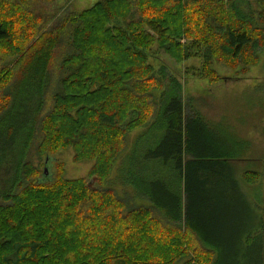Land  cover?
I'll return each instance as SVG.
<instances>
[{"label": "trees", "instance_id": "trees-1", "mask_svg": "<svg viewBox=\"0 0 264 264\" xmlns=\"http://www.w3.org/2000/svg\"><path fill=\"white\" fill-rule=\"evenodd\" d=\"M34 1L0 0V264H187L197 251L208 264H264L260 229L227 213L243 203L247 140L186 115L180 81L150 63L158 51L198 58L211 79L213 60L239 67L260 48L264 0H104L59 17ZM65 149L102 182L118 167L114 184L150 206L61 165L46 176Z\"/></svg>", "mask_w": 264, "mask_h": 264}, {"label": "rangeland", "instance_id": "rangeland-1", "mask_svg": "<svg viewBox=\"0 0 264 264\" xmlns=\"http://www.w3.org/2000/svg\"><path fill=\"white\" fill-rule=\"evenodd\" d=\"M101 1L104 0H35L32 9L42 17L53 15L61 9L62 12L57 14L59 17L65 14L66 9L71 8L81 12ZM217 1H223L225 6L228 5V0ZM248 1H251L256 8V0ZM257 16L254 26L256 30L252 31L254 37L262 40L260 43L257 42L260 48L256 52L249 53V56L247 55L242 64L235 69L213 60L208 65L213 76L211 79L202 76V71L193 70L195 67L201 68L204 61L195 58L180 63L162 51H158L151 57L150 63L157 70L162 66L165 67L180 81L183 87L186 115L195 112L210 124L221 122L227 124L238 137L247 140L246 150H243L239 161L235 164L238 182L245 200L243 199V203L238 206H229L227 213L232 226L235 224L239 226L243 222L247 223L246 228L249 226L259 228L260 239L263 240L264 247V23L261 19H257ZM1 50L3 51V48L0 46ZM246 65H248L247 69ZM141 132L143 131L132 133L129 136V143L133 144L137 134ZM50 160L49 174L51 173L52 177L57 167L61 165L68 179L84 180L95 190L109 188L108 186L115 187L119 196L132 200L133 205H140L143 208L150 206L144 199L137 196L134 190L114 184L112 180L119 176L118 167L114 169L108 183V181L102 182L91 174L95 162L77 163L74 161V154L71 150H61L51 156ZM34 163L39 164L37 159ZM247 170L256 173L254 178L252 176L249 180V177L243 175ZM229 236L234 235L229 234ZM193 252H195L194 248ZM198 253L200 251H197L194 258H192V253L193 263L188 262L187 264H208L209 259L207 262L204 261L201 256L203 253ZM181 261L179 260L178 263L183 264Z\"/></svg>", "mask_w": 264, "mask_h": 264}, {"label": "water", "instance_id": "water-1", "mask_svg": "<svg viewBox=\"0 0 264 264\" xmlns=\"http://www.w3.org/2000/svg\"><path fill=\"white\" fill-rule=\"evenodd\" d=\"M49 172H50V169L48 167H45V172L44 173H45L46 176L50 175Z\"/></svg>", "mask_w": 264, "mask_h": 264}]
</instances>
